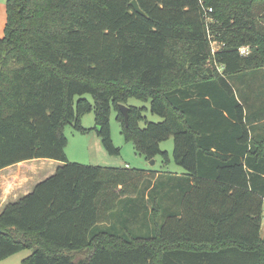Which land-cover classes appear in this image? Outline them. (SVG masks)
<instances>
[{
  "label": "trees",
  "instance_id": "trees-1",
  "mask_svg": "<svg viewBox=\"0 0 264 264\" xmlns=\"http://www.w3.org/2000/svg\"><path fill=\"white\" fill-rule=\"evenodd\" d=\"M131 1L6 0L0 170L62 166L0 213V262L30 250L21 264H264V0H136L143 15ZM112 109L148 161L169 163L160 143L172 138L182 184L68 161L63 128L87 133L90 113L105 150L119 153ZM141 189L144 221H116L127 200L138 215Z\"/></svg>",
  "mask_w": 264,
  "mask_h": 264
},
{
  "label": "rangeland",
  "instance_id": "rangeland-1",
  "mask_svg": "<svg viewBox=\"0 0 264 264\" xmlns=\"http://www.w3.org/2000/svg\"><path fill=\"white\" fill-rule=\"evenodd\" d=\"M209 23H214V19H208ZM210 38H213L210 35ZM213 49L216 48L215 44H211ZM243 50L241 55H247L249 52L248 48H242ZM219 71L221 69L219 68ZM88 101L92 102V98L89 95L84 97ZM127 105L135 106V107H146L149 108V104L142 103L137 99H129ZM144 116L147 121L151 122H159L161 121L158 116L152 115L149 111L144 112ZM110 135L113 146L119 149L118 154H109L101 143L100 137L97 135L96 131L93 130L95 120L93 113L86 114L81 118V125L85 129L89 131L85 134H79L74 131L73 126L65 125L63 128V134L67 139V144L65 147V154L69 162L77 163L81 165H88L94 167H103V168H125L126 165L130 170H147V171H156V172H182L183 170L176 165L173 160V141L172 138L160 143V149L162 151H166L169 158V163L164 164L160 157H156L151 161L146 160L139 152L136 150L133 142H127L124 139V136L121 134V127L118 121L116 120V112L112 109L110 114ZM144 123H140V127H143ZM160 181L157 182L156 190L160 188ZM148 183V182H147ZM144 184V186L147 185ZM153 185L151 183L150 187ZM134 190V186H132ZM145 188V187H143ZM146 190V189H145ZM143 189L140 190L139 199H137V203L135 204V208L139 209L138 215L132 217L129 210L125 209V207H131L129 200L126 202H120L117 206V210L113 214L114 219L116 221H123L125 219H129L131 221L138 220L141 216L145 215V211L150 210L151 202L147 199L148 191H145L144 197H142ZM129 201V202H128ZM144 203V205H143ZM129 204V205H127ZM133 207V206H132ZM144 219V217H143ZM141 218V221L143 220ZM144 221V220H143ZM142 221V222H143ZM137 223V222H136ZM264 225V222L262 223ZM136 225V224H135ZM132 224V227H135ZM145 233V232H141ZM140 233V234H141ZM262 236L264 233L262 232ZM31 253L29 250H24L14 254L10 257L4 264H21V261ZM2 264V263H0Z\"/></svg>",
  "mask_w": 264,
  "mask_h": 264
},
{
  "label": "crops",
  "instance_id": "crops-1",
  "mask_svg": "<svg viewBox=\"0 0 264 264\" xmlns=\"http://www.w3.org/2000/svg\"><path fill=\"white\" fill-rule=\"evenodd\" d=\"M5 23L6 0H0V39L4 36ZM60 166H62V163L55 160L34 159L20 162L0 170V213L8 204L15 203L21 198L30 194L37 184L54 175L57 168ZM125 168H128L127 165ZM183 174L184 171L174 173L162 172V174H160L158 178L161 177L162 180L165 179L163 180L164 182H167L166 178L171 177L176 181L177 184H182V177L184 176ZM166 189V186L163 187L162 192H164V190ZM172 195L173 197L176 195L177 198H181L178 186H176V189L174 190ZM171 205L173 206V204ZM172 206V210H177L178 206L177 208ZM263 222L264 217L262 223ZM263 230L264 225L262 224V231ZM9 258L10 257L6 258L0 263L4 264Z\"/></svg>",
  "mask_w": 264,
  "mask_h": 264
},
{
  "label": "water",
  "instance_id": "water-1",
  "mask_svg": "<svg viewBox=\"0 0 264 264\" xmlns=\"http://www.w3.org/2000/svg\"><path fill=\"white\" fill-rule=\"evenodd\" d=\"M131 5H132V7H133V9H134L135 12H137L138 14L143 15V13H142V11L140 10V8H139V6H138L136 0H132V1H131ZM119 110H120V112L122 113V115H123V117H124V122L127 123V118H128V116H127L128 107L125 106V105H122V104H121V105H119ZM151 163H153V161H151Z\"/></svg>",
  "mask_w": 264,
  "mask_h": 264
},
{
  "label": "built area",
  "instance_id": "built-area-1",
  "mask_svg": "<svg viewBox=\"0 0 264 264\" xmlns=\"http://www.w3.org/2000/svg\"><path fill=\"white\" fill-rule=\"evenodd\" d=\"M242 51H243V50L240 49V53H241V54L243 53Z\"/></svg>",
  "mask_w": 264,
  "mask_h": 264
}]
</instances>
